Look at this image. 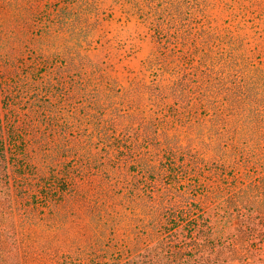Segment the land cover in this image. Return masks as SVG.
<instances>
[{
  "label": "rangeland",
  "instance_id": "374dc122",
  "mask_svg": "<svg viewBox=\"0 0 264 264\" xmlns=\"http://www.w3.org/2000/svg\"><path fill=\"white\" fill-rule=\"evenodd\" d=\"M188 204L199 264H264V0H0V264H124Z\"/></svg>",
  "mask_w": 264,
  "mask_h": 264
},
{
  "label": "trees",
  "instance_id": "16d2710c",
  "mask_svg": "<svg viewBox=\"0 0 264 264\" xmlns=\"http://www.w3.org/2000/svg\"><path fill=\"white\" fill-rule=\"evenodd\" d=\"M177 15L178 17L180 16V14ZM170 29L167 33L159 32L157 35L160 47L158 61H161L165 56H177V46L179 43L180 45L183 43L179 32L174 30L172 26ZM196 30L197 28H194V26L190 28V31L186 30V28L184 29L183 33L186 34V41L188 38L195 37ZM179 38L181 42H177ZM182 38L184 39V37ZM171 41H173L174 45L170 46ZM203 54L205 53L203 52ZM185 75H183L184 79L181 82L189 83L190 75L188 73ZM201 83L202 79L197 84V88ZM56 183L63 186L60 182ZM194 208V204H188L182 213L177 212L172 219V216L169 217V215L162 217L161 226L163 227V232L159 240H156L153 245L146 247L143 251L137 252L133 256L131 255L124 264H199V261L202 262L205 252L201 250L206 249L209 243L208 239L202 238V234L207 230V225L212 236L213 231L211 228V218L207 217V220L204 219L203 212L199 214V210L196 208L194 210ZM214 216L217 219L219 218L218 214H214ZM193 252L198 253L199 260Z\"/></svg>",
  "mask_w": 264,
  "mask_h": 264
}]
</instances>
